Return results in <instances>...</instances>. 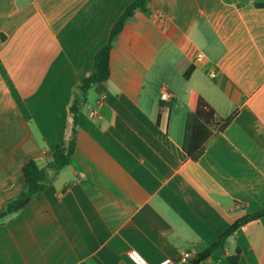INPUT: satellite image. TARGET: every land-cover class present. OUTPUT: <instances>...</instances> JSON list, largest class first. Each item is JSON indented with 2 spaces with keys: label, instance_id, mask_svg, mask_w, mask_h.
<instances>
[{
  "label": "crops",
  "instance_id": "0c3cea01",
  "mask_svg": "<svg viewBox=\"0 0 264 264\" xmlns=\"http://www.w3.org/2000/svg\"><path fill=\"white\" fill-rule=\"evenodd\" d=\"M131 1L0 0V212L23 165L50 164L72 131L74 90ZM109 67L77 106L70 163L0 225V264H131V249L177 262L264 210V0H150ZM190 92L233 116L196 162ZM200 264H264V217Z\"/></svg>",
  "mask_w": 264,
  "mask_h": 264
},
{
  "label": "trees",
  "instance_id": "16d2710c",
  "mask_svg": "<svg viewBox=\"0 0 264 264\" xmlns=\"http://www.w3.org/2000/svg\"><path fill=\"white\" fill-rule=\"evenodd\" d=\"M150 0H132L122 11L113 24L107 42L96 52L92 72L88 77L82 79L74 90V99L69 108L72 117V131L68 137L57 146L52 153V161L41 168L34 159L28 160L22 168L24 187L22 192L14 199L7 202L0 212V225L6 223L7 219L18 213L28 205L34 197L43 191L56 177L60 170L66 167L75 151V124L78 114L80 99H84L88 90L108 80L110 75V51L116 36L121 32L125 22L136 12L147 14ZM187 117L184 127L182 149L186 156L193 162L205 153L207 143L218 133H222L231 123L233 116L222 119L196 92H190L187 102ZM264 217V210L246 214L234 221L218 238L205 250L193 257L188 264H200L223 249L226 240L241 226L248 222Z\"/></svg>",
  "mask_w": 264,
  "mask_h": 264
},
{
  "label": "built area",
  "instance_id": "2783aa9c",
  "mask_svg": "<svg viewBox=\"0 0 264 264\" xmlns=\"http://www.w3.org/2000/svg\"><path fill=\"white\" fill-rule=\"evenodd\" d=\"M203 59L202 54H197L195 56V61H201ZM161 100L163 101H169L170 100V95L168 92H163L161 94ZM127 258L131 264H148V262L145 260V258L137 251L134 249H131L127 252ZM193 258L192 253L189 251H184L177 262H174L170 259H165L162 260L156 264H188L190 260Z\"/></svg>",
  "mask_w": 264,
  "mask_h": 264
},
{
  "label": "water",
  "instance_id": "95a60500",
  "mask_svg": "<svg viewBox=\"0 0 264 264\" xmlns=\"http://www.w3.org/2000/svg\"><path fill=\"white\" fill-rule=\"evenodd\" d=\"M78 107H79V109L81 108V106H80V105H79Z\"/></svg>",
  "mask_w": 264,
  "mask_h": 264
}]
</instances>
